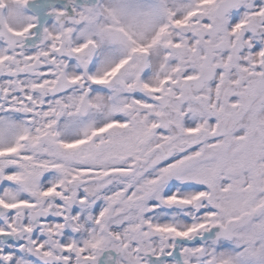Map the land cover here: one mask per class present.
<instances>
[{"label":"snow or ice","instance_id":"1","mask_svg":"<svg viewBox=\"0 0 264 264\" xmlns=\"http://www.w3.org/2000/svg\"><path fill=\"white\" fill-rule=\"evenodd\" d=\"M0 264H264V0H0Z\"/></svg>","mask_w":264,"mask_h":264}]
</instances>
